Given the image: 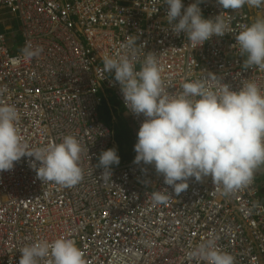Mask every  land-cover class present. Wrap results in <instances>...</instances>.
<instances>
[{
    "label": "built area",
    "instance_id": "2783aa9c",
    "mask_svg": "<svg viewBox=\"0 0 264 264\" xmlns=\"http://www.w3.org/2000/svg\"><path fill=\"white\" fill-rule=\"evenodd\" d=\"M193 2L184 0L185 8ZM199 6L205 18L221 14L229 29L196 47L186 33L171 29L164 0H0L4 32L16 19L23 49H43L23 59L0 28V88L7 89L0 104L19 110L20 135L30 148L60 143L67 135L84 148V178L71 188L38 179L34 157L0 172V264H19L23 247L62 235L76 240L86 264H206L186 253L212 235L235 264H264V183L256 174L227 195L211 176L190 178L176 195L154 165L143 162L112 165L110 179L101 178L100 154L116 145L100 119L103 100L108 95L119 102L138 130L145 119L126 107L114 72L104 71V55L127 54L139 70L154 53L169 93L197 80L213 87L221 80L233 90L253 80L264 90V67L247 66L236 40L253 21L251 7L225 9L218 0ZM254 8L257 17L264 15V5ZM129 39L137 44L122 47ZM77 82L86 87L78 89ZM164 189L169 199L155 205L152 192Z\"/></svg>",
    "mask_w": 264,
    "mask_h": 264
},
{
    "label": "clouds",
    "instance_id": "9594fccd",
    "mask_svg": "<svg viewBox=\"0 0 264 264\" xmlns=\"http://www.w3.org/2000/svg\"><path fill=\"white\" fill-rule=\"evenodd\" d=\"M164 2L168 5L166 18L171 29L176 34L186 33L196 47L214 35L228 32V22L221 14L215 18L203 16L199 6L202 0H194L186 8L184 0ZM218 3L225 9L236 10L245 5L252 9L264 5V0H218ZM236 40L242 54H246L247 66L264 67V16L236 34ZM136 44V39H129L122 47L132 48ZM42 51L41 47L29 44L22 50V58L31 60ZM103 62L105 73L114 72L126 107L145 117L138 130L125 114L130 127L138 131L132 161L154 165L176 195L189 187L190 178L201 181L211 176L225 195L252 182L255 171L264 165V90L255 81L242 82L239 90L221 80L216 87L203 80L189 81L183 83L179 92L169 93L154 53L145 57L139 70L127 54H106ZM6 91L0 88V95ZM112 101L125 111L113 97H109L108 106ZM19 120L15 105L0 104V172L12 170L15 162L27 156L34 157L31 166L42 182L71 188L83 180L80 160L84 148L75 136L67 135L60 143L32 149L20 135ZM115 148L100 154L99 166L105 169L103 181L110 179L111 166L120 162ZM170 195L167 189L153 191L152 201L155 205L163 204ZM217 240V236H210L188 251L186 257L206 264H235V257L221 250ZM21 252L19 264H40L49 256L47 264H86L84 251L76 240L63 235L51 242L39 240L23 247Z\"/></svg>",
    "mask_w": 264,
    "mask_h": 264
},
{
    "label": "rangeland",
    "instance_id": "374dc122",
    "mask_svg": "<svg viewBox=\"0 0 264 264\" xmlns=\"http://www.w3.org/2000/svg\"><path fill=\"white\" fill-rule=\"evenodd\" d=\"M252 10L254 12V15H253V21H254L257 18L256 11L254 7H252ZM8 27H10V29L4 32V27L1 26L0 27L1 32L5 35H10V37L6 36L8 44L11 45V47H16V52L20 53L23 50L24 41L20 36L21 31L19 27V22L16 19H13L11 24H8ZM103 108H104V105H102L99 109L100 119L105 124L108 123L109 125H111L112 124L111 121L109 119L106 121V118H107V115L108 117H111L112 114L106 111V114L103 116L102 115ZM123 114L124 115L126 114L125 111H123ZM115 134L119 141V142L117 141V153L119 156H122L119 162L121 163L123 161V150H126L137 143L138 131L134 130L131 127H128V125L126 124V121L124 120L122 121L120 118H118L116 121ZM258 180H259V177H258Z\"/></svg>",
    "mask_w": 264,
    "mask_h": 264
},
{
    "label": "crops",
    "instance_id": "0c3cea01",
    "mask_svg": "<svg viewBox=\"0 0 264 264\" xmlns=\"http://www.w3.org/2000/svg\"><path fill=\"white\" fill-rule=\"evenodd\" d=\"M258 16H261V15L258 13ZM245 56H246V54H245ZM106 111L112 114L111 117H108V115H107L106 121L108 119L111 121L112 124L109 125L107 123V125L113 130L114 134H115V129H116V121H117L118 118H120L122 121L123 120L126 121V124L128 125V127H130V125H129L127 119H126V116L123 114L122 108L115 101H112V105L111 106H108V105L104 106L103 113H102L103 116L106 114ZM115 137H116V134H115ZM116 141H118L117 137H116ZM134 146L135 145H133L132 147H130V148L126 149V150H123V161L121 163H119L118 165H120V164H122L124 162L132 161L135 158ZM115 149L117 150V147ZM119 157L121 159L122 156H119ZM255 173L259 177V180L261 181V184H263L264 183V165H261L255 171ZM261 197L264 200V189H262V191H261Z\"/></svg>",
    "mask_w": 264,
    "mask_h": 264
},
{
    "label": "bare ground",
    "instance_id": "6f19581e",
    "mask_svg": "<svg viewBox=\"0 0 264 264\" xmlns=\"http://www.w3.org/2000/svg\"><path fill=\"white\" fill-rule=\"evenodd\" d=\"M259 14L261 15V16H264L263 15V13H260L259 12ZM76 85H77V87H78V89H82L83 87H86V85H81L80 83H76ZM109 104V100H108V95H107V100H103V102L101 103V105H100V107L102 106V105H104V106H106V105H108ZM100 113V112H99ZM256 174V173H255Z\"/></svg>",
    "mask_w": 264,
    "mask_h": 264
}]
</instances>
